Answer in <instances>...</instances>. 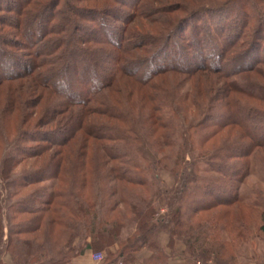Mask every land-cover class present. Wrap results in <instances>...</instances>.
I'll use <instances>...</instances> for the list:
<instances>
[{
    "label": "trees",
    "instance_id": "1",
    "mask_svg": "<svg viewBox=\"0 0 264 264\" xmlns=\"http://www.w3.org/2000/svg\"><path fill=\"white\" fill-rule=\"evenodd\" d=\"M61 1L16 0L5 9L14 22L1 21L21 41L0 28V180L8 193L0 264L2 253L11 264H67L87 249L104 253L101 264L132 263L141 249L150 252L142 264H164L159 231L169 246L183 243L173 258L240 264V249L264 240V206L243 201L236 185L264 149V0L175 5L182 17L159 0H111L112 8L67 0L58 19ZM207 72L222 85L165 83L167 74ZM25 77L43 88L35 99H26L35 85L22 95L12 83ZM130 100L142 102L140 111ZM26 106H40V116ZM136 113L146 116L145 131ZM16 121L11 133L6 123ZM228 127L240 136L214 145ZM25 160L30 168L15 172ZM156 204L165 207L160 218ZM234 204L251 212L255 235Z\"/></svg>",
    "mask_w": 264,
    "mask_h": 264
},
{
    "label": "rangeland",
    "instance_id": "2",
    "mask_svg": "<svg viewBox=\"0 0 264 264\" xmlns=\"http://www.w3.org/2000/svg\"><path fill=\"white\" fill-rule=\"evenodd\" d=\"M16 2V0H14ZM67 0H62L60 2V5H59V10H58V19H60V15L65 13V9H66V2ZM71 3L75 4V5H81V6H85V7H110L112 8L113 6L115 7L116 4H114V2H112L111 0H70ZM224 2L227 4V7L232 6V7H236V5H240L242 3H245L246 0H181V1H177V0H159L158 4H155V5H161L163 7H169L170 10L172 9H176L178 8L177 6L175 5H182V3H187V4H192L190 6L192 7H196L199 3H204V2ZM13 2L12 0H0V28L1 27H4L3 25V22L2 21V17H7V19H9L11 21V23L14 22V19H15V14L14 12H6L5 9H7V7H12V8H15V5L16 3ZM118 7V6H116ZM69 12V10H67V13ZM71 12V11H70ZM71 17L75 19H77L76 16H74L71 12ZM174 17H182L184 15V13H181V11H176V12H173ZM233 15H235V12H231L230 13V16L233 17ZM162 16H165V15H162V14H158L157 17H151V18H159V17H162ZM78 20V19H77ZM89 23V22H87ZM112 24L114 22H111ZM144 23H147L146 21ZM40 23H39V20L35 21L33 26L34 28L36 29L35 31H38L39 32V28L40 27ZM87 24L86 23H82V26H86ZM149 29H151V31L153 32H150V33H153L155 34V32L157 31H154V27L152 24H149L147 23ZM142 27V26H141ZM5 29V31H9V32H4L6 33L4 35V33H2L0 31V40L2 39L1 37L4 35L7 37V39H14V40H17V41H21L20 38L18 37H15V36H11L9 35L10 32H13L14 29L13 28H3ZM70 29V28H69ZM143 29V28H142ZM159 29V28H158ZM83 31V30H82ZM70 32V30L68 31ZM42 44H38L37 46L40 47ZM2 47H6L5 46H2ZM7 53L9 55H19L20 52L19 50H17L16 48H13V47H6L5 48ZM20 51H24V54L28 53V50L27 49H20ZM26 56H28L26 54ZM30 57V56H28ZM12 58V57H11ZM224 69L226 70H233V67L232 66H227V67H224ZM200 76H186V75H179V74H167V76H165L164 78L165 79V83L167 84V86L169 87H173L175 85H178L180 86V89L181 90H194V84H193V81L196 79H199L201 81V83H204V80L205 82L207 83L208 81H210V83L213 82V84L215 83V85L217 87H220L222 85V82L223 80L218 78L217 76L215 75H212V74H208L207 73H202V74H199ZM195 77V78H194ZM199 77V78H198ZM200 77L202 79H200ZM211 79V80H210ZM15 84V86H18L20 88V92L22 95H25L26 94V91L25 89H23L22 87H27L28 86V83L29 84H33V87H34V92H31L30 95L28 94L26 96V99L28 100V98H34L37 97V91H40L42 90L43 91V88H38L39 86H36V84L32 81L31 78L29 77H25V78H21L19 80H15L14 82H12ZM52 84H55L56 82L55 81H51ZM17 90H15V92H17ZM46 91V90H45ZM35 96V97H34ZM135 99V95L133 96ZM30 99V100H31ZM245 100L246 101H250V102H253L252 99L250 98H247L245 97ZM4 101H5V98H4ZM141 102V101H140ZM139 101L137 102H134V100H130L129 103L131 104V106L133 108H135L136 111H140V105H142V102L140 103ZM186 103V102H185ZM1 104V102H0ZM3 103L0 105L2 106ZM28 105V104H27ZM44 105V103H43ZM46 108V106H45ZM43 109H44V106H43ZM46 110V109H45ZM25 111L26 112H31V115L32 117H34L35 119L40 116L41 114V107L39 106L38 108H32V107H28L26 106L25 107ZM137 115V118H136V122L138 124L139 127H142L143 126V123L144 121H146V125H144L142 127V130L145 131V129L147 128V119L145 120L146 116H144V114H138L136 113ZM145 123V122H144ZM18 121H16L14 123V125L12 124H8L6 123V126H7V129H11L12 128V132L13 133L16 129V126H18ZM16 125V126H15ZM21 128H27L26 125H21ZM240 136L239 134V129H237L236 127H231V128H225L223 129L220 134L218 135V143H215L214 145H219L221 143V141H225V142H232L234 139L238 138ZM166 150V149H165ZM164 150V151H165ZM159 154H162L163 151H160V150H157ZM29 160H25L23 163L21 164H18L15 166L14 168V171L15 172H20V171H23V170H26V169H29L30 166L28 165V162ZM249 161H250V164H249V173L246 175L245 178H242L240 179L241 181L238 182L236 185H237V194L238 196L245 202L247 203H254L255 201H259V203L264 206V149H257L254 151V153L251 154V156L249 157ZM205 165V164H204ZM161 176L164 180V185L165 186H169V184H171V178H170V175L167 171H162L161 172ZM29 188H22L19 190V193L20 194H27V192L29 191L28 190ZM8 193L7 191L5 190L4 188V185L2 183V181L0 180V201L2 202V205H3V208L5 209V206H6V203H7V200H8ZM157 208H158V218L162 217L164 212H165V207L164 206H159L158 204H156ZM233 208L232 209H235L239 212V214L241 215V217L243 219H245L246 222L249 223V226H250V230H251V235H255L256 233V228H257V221L252 217L251 215V212L247 209H245L242 205L240 204H234L232 206ZM5 211V210H4ZM5 213V212H4ZM3 223L6 224V220L5 218H3ZM4 231H5V236L4 238L6 237V225H4ZM254 237V236H253ZM158 238V237H157ZM159 242V241H158ZM248 246V247H247ZM247 248V249H240V254H239V262L240 264H260L263 262L264 260V240H261V239H258L256 237H254V240L250 242V244H246L243 246V248ZM255 252V253H254ZM253 253L254 255L256 254V257L253 256ZM3 254V253H2ZM1 254V255H2ZM250 256L252 258H250Z\"/></svg>",
    "mask_w": 264,
    "mask_h": 264
},
{
    "label": "crops",
    "instance_id": "3",
    "mask_svg": "<svg viewBox=\"0 0 264 264\" xmlns=\"http://www.w3.org/2000/svg\"><path fill=\"white\" fill-rule=\"evenodd\" d=\"M158 241L160 246L164 249L165 253L169 256L164 264H197L193 260L184 257H171L170 254L173 252H179L183 250L184 245L180 241L174 242L173 246L168 244V235L163 232H158ZM94 252L90 249L85 250L82 254L75 256L67 264H101L92 258ZM150 254L146 249H141L135 252V260L129 264H142L141 261ZM1 260L4 264H11V257L8 253L1 255Z\"/></svg>",
    "mask_w": 264,
    "mask_h": 264
},
{
    "label": "built area",
    "instance_id": "4",
    "mask_svg": "<svg viewBox=\"0 0 264 264\" xmlns=\"http://www.w3.org/2000/svg\"><path fill=\"white\" fill-rule=\"evenodd\" d=\"M92 258L93 260L99 262V263H102L104 261V253L103 252H94L92 254ZM112 264H124L122 262H115V263H112Z\"/></svg>",
    "mask_w": 264,
    "mask_h": 264
}]
</instances>
